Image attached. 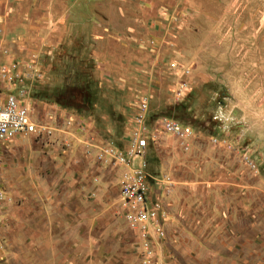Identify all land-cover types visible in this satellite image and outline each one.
I'll use <instances>...</instances> for the list:
<instances>
[{
	"label": "rangeland",
	"instance_id": "rangeland-1",
	"mask_svg": "<svg viewBox=\"0 0 264 264\" xmlns=\"http://www.w3.org/2000/svg\"><path fill=\"white\" fill-rule=\"evenodd\" d=\"M9 96L0 264H264V0H0Z\"/></svg>",
	"mask_w": 264,
	"mask_h": 264
},
{
	"label": "built area",
	"instance_id": "built-area-1",
	"mask_svg": "<svg viewBox=\"0 0 264 264\" xmlns=\"http://www.w3.org/2000/svg\"><path fill=\"white\" fill-rule=\"evenodd\" d=\"M163 126L167 131L181 133V126L171 120H164ZM28 108L17 97H0V140L9 139L17 134L33 133L36 131ZM147 146L145 138L138 139L136 147L140 150ZM138 176L133 181L125 180L122 192L126 201L138 206L145 211V189L142 178L143 172L140 170ZM138 178V179H137Z\"/></svg>",
	"mask_w": 264,
	"mask_h": 264
}]
</instances>
